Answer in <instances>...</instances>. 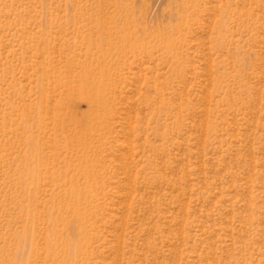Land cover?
Instances as JSON below:
<instances>
[{
    "label": "rangeland",
    "instance_id": "1",
    "mask_svg": "<svg viewBox=\"0 0 264 264\" xmlns=\"http://www.w3.org/2000/svg\"><path fill=\"white\" fill-rule=\"evenodd\" d=\"M0 264H264V0H0Z\"/></svg>",
    "mask_w": 264,
    "mask_h": 264
}]
</instances>
